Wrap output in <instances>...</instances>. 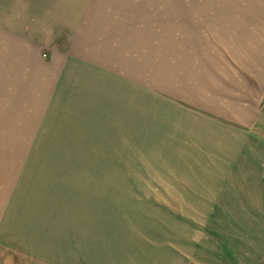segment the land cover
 Wrapping results in <instances>:
<instances>
[{"label":"crops","instance_id":"0c3cea01","mask_svg":"<svg viewBox=\"0 0 264 264\" xmlns=\"http://www.w3.org/2000/svg\"><path fill=\"white\" fill-rule=\"evenodd\" d=\"M170 1L0 0L2 76L37 125H81L85 134L87 125L127 131L138 125L139 102L146 119L155 102L164 112L208 118L211 171L224 173L214 165L219 158V166L230 168L226 189L236 198L238 189L257 190L262 204L264 3ZM36 134L23 140L42 139ZM234 158H241V181L233 179ZM17 168V187L0 195V245L49 263L89 264L92 225L98 236L107 231L106 197L85 192L75 198L50 185L30 188L38 181L30 166ZM221 181L212 185L222 190ZM30 200L42 203L26 204ZM233 253L211 246L208 263L264 264V251L253 259Z\"/></svg>","mask_w":264,"mask_h":264},{"label":"rangeland","instance_id":"374dc122","mask_svg":"<svg viewBox=\"0 0 264 264\" xmlns=\"http://www.w3.org/2000/svg\"><path fill=\"white\" fill-rule=\"evenodd\" d=\"M177 2L171 0L170 4ZM2 65L0 195L14 191L17 167L23 166L24 171L28 165V172L32 170L38 180L30 188L50 185L75 198L85 192L105 196L107 231L98 236L92 225L89 264H209V249L216 245L228 246L232 253L249 259L264 251V203H259L257 190L238 189L236 198L233 190L226 189L231 174L226 178L225 171L230 168L219 166V158L214 165L224 173L211 171L208 118L200 120L186 110L178 115L173 108L164 112L155 102L146 119L145 105L139 102L138 125L132 129L127 126V131L124 126L121 132L113 125L97 129L87 125L85 134L81 125H37L34 116L27 115L29 110L18 107L16 96L10 93L9 78L2 76ZM31 134L42 135V139L23 140ZM86 135L90 140L73 139ZM25 149H37V155H29L34 153L29 151L25 156ZM44 150L51 155L47 151L43 155ZM234 160L233 179L241 181V158ZM212 180H223L225 188L217 189ZM101 183L105 188L100 185L97 189ZM29 192L31 189L23 191ZM5 199L9 206L11 202L7 196ZM102 236L105 243L103 240V247H98ZM0 264L57 263L0 245Z\"/></svg>","mask_w":264,"mask_h":264}]
</instances>
